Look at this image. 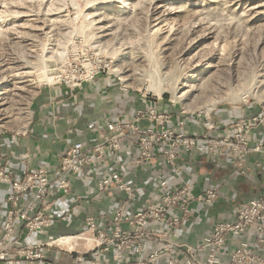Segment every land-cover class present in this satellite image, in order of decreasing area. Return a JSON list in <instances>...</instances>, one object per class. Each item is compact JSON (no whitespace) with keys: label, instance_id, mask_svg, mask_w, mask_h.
Wrapping results in <instances>:
<instances>
[{"label":"built area","instance_id":"obj_1","mask_svg":"<svg viewBox=\"0 0 264 264\" xmlns=\"http://www.w3.org/2000/svg\"><path fill=\"white\" fill-rule=\"evenodd\" d=\"M89 78L93 75L75 76L63 84L80 86ZM139 100L145 104L131 115L110 116L91 142L70 143L52 171L26 166L14 174L0 165V189L6 186V196L0 200L4 207L0 264L45 263L52 249L68 252L73 264H264V193L237 205L233 219L216 221L193 243L179 239L175 232L193 216L194 201L212 203L218 198L217 187L195 193L187 182L173 185L159 175L152 180V194L143 197L140 187L126 179L132 168L158 157L180 173L178 158L193 151L213 158L230 157L245 173L244 158L264 153V141L252 142L253 128L264 124V111L234 119L226 132L216 135L218 124L209 117L197 122L182 115L184 111L161 106L160 97L145 93ZM190 120L201 125L200 132L190 133L185 128ZM9 131L15 132L0 125L1 135ZM125 143L136 147L130 160L120 156ZM94 172L100 173L93 186L96 198L116 192L119 199L111 210L86 213L79 232L51 233L58 220L71 221L80 212L78 202L84 196L74 192L72 178ZM250 231L258 235L256 243L245 237ZM33 235L45 238L35 241L25 237ZM230 245L234 246L230 249Z\"/></svg>","mask_w":264,"mask_h":264},{"label":"rangeland","instance_id":"obj_2","mask_svg":"<svg viewBox=\"0 0 264 264\" xmlns=\"http://www.w3.org/2000/svg\"><path fill=\"white\" fill-rule=\"evenodd\" d=\"M91 75L196 121L260 113L264 0H0V125L22 127L41 88Z\"/></svg>","mask_w":264,"mask_h":264},{"label":"crops","instance_id":"obj_3","mask_svg":"<svg viewBox=\"0 0 264 264\" xmlns=\"http://www.w3.org/2000/svg\"><path fill=\"white\" fill-rule=\"evenodd\" d=\"M144 104L139 100V95L119 92L113 78L105 76H98L80 86H45L38 90L31 101L30 113L23 126L14 128L15 132L0 134V165L10 168L14 174H18L26 166H44L52 171L70 143L91 142L110 116L116 113L131 115ZM166 107L171 108L170 105ZM256 114L257 111L253 108L237 112L222 109L215 114L218 125L214 134L226 132L227 124L236 118H250ZM185 128L190 133H195L200 132L201 125H193L190 120ZM13 133L16 134L15 138L12 137ZM259 140L264 141V124L257 125L252 130V142ZM135 150V145L125 143L120 153L122 160H130ZM244 164L245 173L230 157L213 158L206 152L193 151L178 158L176 165L180 173H176L158 157L150 164L132 168L126 179L140 187L139 192L143 197L152 194V180L159 175L166 176L173 185L187 182L195 193L217 187L218 198L212 203L194 201L193 216L185 220L175 232L179 239L194 243L207 233L216 221L233 219L237 205L264 193V153L254 152L247 155ZM91 175L94 176L93 181L89 180ZM91 175L85 173L83 177L72 178L74 192L84 196V199L78 202L80 212L75 214L71 221L58 220L50 230L51 233H77L83 228L86 213L102 208L111 210L114 201L119 199L115 191L114 196L96 198L93 186L100 173L94 172ZM88 182L92 184L91 187ZM4 188L6 186L0 189V200L6 196ZM61 199L60 197L59 202L62 203ZM3 210V205H0V217ZM25 237L38 241L45 238V235ZM245 237L254 243L258 239V235L251 231ZM234 241L235 239H232L231 244ZM233 246L230 245V249ZM262 251L264 252V247ZM36 264H73V259L66 251L52 249L45 263Z\"/></svg>","mask_w":264,"mask_h":264},{"label":"bare ground","instance_id":"obj_4","mask_svg":"<svg viewBox=\"0 0 264 264\" xmlns=\"http://www.w3.org/2000/svg\"><path fill=\"white\" fill-rule=\"evenodd\" d=\"M23 62V61H22ZM22 73H25L26 74V72H22ZM24 74V75H25ZM17 75H19V74H17ZM31 75V74H30ZM47 76V75H46ZM47 78V80L48 81H51L52 80V77H46ZM58 78V77H57ZM192 85L191 84H187V83H185L184 85H183V87H191ZM152 90L155 92V95H161L162 94V91L161 90H159L158 88H154V87H152Z\"/></svg>","mask_w":264,"mask_h":264}]
</instances>
